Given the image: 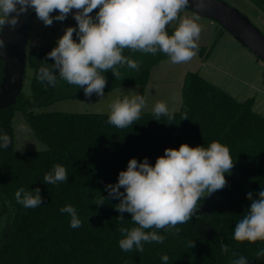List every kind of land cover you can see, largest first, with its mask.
Listing matches in <instances>:
<instances>
[{
	"label": "trees",
	"instance_id": "16d2710c",
	"mask_svg": "<svg viewBox=\"0 0 264 264\" xmlns=\"http://www.w3.org/2000/svg\"><path fill=\"white\" fill-rule=\"evenodd\" d=\"M250 1L264 11V0ZM173 30L167 29L169 34ZM55 46L28 50L31 93L22 90L15 105L0 110V134L11 138L8 148L0 147V264H164L163 255L169 257L167 264H231L240 255L248 257L249 264H264V257L255 256L264 242L233 239L235 224L250 207L247 193L257 199L264 190V116L253 109V100H238L195 71L186 75L182 107L170 111L171 123L167 116L157 120L152 112L142 111L138 121L121 130L106 123L109 113L47 111L42 108L59 99H89L82 88L59 79L56 87L37 80L39 68L53 63L46 54ZM204 52L199 45V53ZM135 54V60L142 61L141 71L120 79L111 71L103 73L107 77L104 92L126 84L145 87L150 64L146 66L143 55ZM124 55L133 56L127 51ZM2 73L0 60V81ZM17 111L47 149H15ZM185 115L188 119H182ZM214 140L227 145L234 160L231 174L225 173L227 186L199 201L193 217L178 225L179 234L159 230L165 236L163 243H145L143 253L135 248L122 251L119 229L134 225L130 214L116 211L119 201L108 196L105 186L117 182L119 171L126 170L131 158L147 157L154 165L165 148L178 149L182 143L207 147ZM54 164L67 168V182L43 181ZM20 188L33 194L39 188L41 205L26 209L17 203L15 193ZM100 196L105 203L98 206ZM66 205L76 209L79 228H71L70 215L60 211ZM120 215L123 221L117 218ZM188 241L195 246L187 247ZM221 243L228 252L222 253Z\"/></svg>",
	"mask_w": 264,
	"mask_h": 264
},
{
	"label": "clouds",
	"instance_id": "9594fccd",
	"mask_svg": "<svg viewBox=\"0 0 264 264\" xmlns=\"http://www.w3.org/2000/svg\"><path fill=\"white\" fill-rule=\"evenodd\" d=\"M189 5L190 0H0V32L5 26L15 30L20 16L28 14L29 9L45 27L72 15L76 26L64 29L56 46L46 54V59L53 63L39 68L37 80L56 87L59 79L69 86L82 88L88 98L94 93L103 97L107 85L103 73L111 71L120 79L121 68L141 71L142 61L124 55L126 51L151 56L162 53L173 64L187 63L198 54L200 16L179 15ZM94 10L97 11L92 15ZM174 21L178 24L169 34L167 29ZM4 48L5 41L0 38V56L4 55ZM145 107L144 96L118 97L109 105L106 123L121 130L131 127L141 118ZM152 114L157 120L162 115L167 116L169 123L174 120L165 101H157ZM182 119L188 118L185 115ZM10 144L11 138L6 133L0 134V147L6 149ZM233 167L229 147L215 140L207 147L182 143L178 149L165 148L154 165L147 157L142 161L129 159L126 170L119 171L117 182L105 186L108 196L119 201L116 211L130 214L134 225L119 229L123 234L120 249L130 252L135 248L143 253L145 243H163L165 236L159 230L179 234L178 225L193 217L199 208L198 202L227 186L225 173L231 174ZM67 180L68 170L62 164H54L43 177L51 185ZM253 195L247 193L250 207L233 229V239L237 242H264V190L258 193L257 199ZM15 198L26 209L41 205L39 188L35 194L20 188ZM104 203L102 196L96 201L98 206ZM60 211L70 215L71 228L81 226L73 206L66 205ZM117 218L124 220L123 215ZM194 246L193 241H188L187 247ZM221 251L228 252V246L221 243ZM255 256L264 257V248ZM161 259L167 264L169 257L163 255ZM231 264H249V259L240 255Z\"/></svg>",
	"mask_w": 264,
	"mask_h": 264
},
{
	"label": "rangeland",
	"instance_id": "374dc122",
	"mask_svg": "<svg viewBox=\"0 0 264 264\" xmlns=\"http://www.w3.org/2000/svg\"><path fill=\"white\" fill-rule=\"evenodd\" d=\"M240 9L264 33V11L250 0H225ZM94 10L92 15H95ZM58 14V13H54ZM180 17L199 15L184 9ZM200 16V15H199ZM201 34L198 44L205 48L187 63L173 64L162 53L156 56L143 55L145 65L150 64L148 83L117 86L104 92L103 97L94 96L89 99L63 98L45 106L44 110H60L65 112L109 113V105L116 98L135 95L145 97L146 107L142 110L152 112L157 101H165L169 111H179L183 103V84L189 72L198 71L209 81L229 92L236 99L253 100V109L264 116V61L258 58L248 47L237 41L218 22L200 16ZM174 21L170 27H175ZM75 27L76 21L69 15L63 22L45 27L33 15L30 19V32L27 49L56 43L63 35L66 27ZM132 54V53H131ZM133 55V54H132ZM136 54L130 58L135 59ZM141 59V56H140ZM127 68V67H126ZM127 69L121 76L134 74ZM33 69L27 66L23 92L31 93V76ZM48 145L42 142L32 131L29 122L21 111L15 116V149L17 151L45 150Z\"/></svg>",
	"mask_w": 264,
	"mask_h": 264
},
{
	"label": "water",
	"instance_id": "95a60500",
	"mask_svg": "<svg viewBox=\"0 0 264 264\" xmlns=\"http://www.w3.org/2000/svg\"><path fill=\"white\" fill-rule=\"evenodd\" d=\"M202 3V7H197ZM186 9L218 22L237 41L264 61V33L237 7L225 0H190ZM32 11L21 15L15 30L5 26L0 38L5 41L3 73L0 81V110L13 106L23 90L28 66L27 45Z\"/></svg>",
	"mask_w": 264,
	"mask_h": 264
},
{
	"label": "crops",
	"instance_id": "0c3cea01",
	"mask_svg": "<svg viewBox=\"0 0 264 264\" xmlns=\"http://www.w3.org/2000/svg\"><path fill=\"white\" fill-rule=\"evenodd\" d=\"M95 96H97V95H95Z\"/></svg>",
	"mask_w": 264,
	"mask_h": 264
}]
</instances>
